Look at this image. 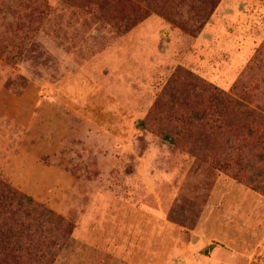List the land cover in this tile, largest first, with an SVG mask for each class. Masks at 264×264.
Listing matches in <instances>:
<instances>
[{"label": "rangeland", "instance_id": "rangeland-1", "mask_svg": "<svg viewBox=\"0 0 264 264\" xmlns=\"http://www.w3.org/2000/svg\"><path fill=\"white\" fill-rule=\"evenodd\" d=\"M0 193V264H264V0H0Z\"/></svg>", "mask_w": 264, "mask_h": 264}, {"label": "trees", "instance_id": "trees-1", "mask_svg": "<svg viewBox=\"0 0 264 264\" xmlns=\"http://www.w3.org/2000/svg\"><path fill=\"white\" fill-rule=\"evenodd\" d=\"M136 7L135 4H132V3H129V8L131 10H134V8ZM147 16V12L142 10L141 13L139 14H136L134 15L131 19H129V23L128 22H125L124 24V30H126L127 28H129L130 26H133L135 25L137 22H139L140 20L144 19L145 17ZM194 80H196V78L192 77ZM199 83H201V81H199ZM203 85V84H202ZM213 90L215 92V101L219 104H223V105H226V106H230V107H233V108H240L241 110L245 108L244 106V101L245 99H247V96L243 95L242 98L240 100H237V99H234L232 98L231 96L227 95V94H224L222 91L220 90H217V88L213 87ZM247 101V100H246ZM250 110H248L247 108L245 110H242V113L243 115H248L249 116H253V113L250 112ZM187 118V117H186ZM186 118H184V120H187ZM162 137L166 140H169V141H172V136L169 134V133H164L162 135ZM1 194V193H0ZM2 194H4V196L6 198H9L10 200L13 199V200H21L20 196H18L13 190L11 189H8V190H5L4 192H2ZM1 194V195H2ZM0 195V196H1ZM3 196V195H2ZM28 200V199H27ZM60 220V218H58Z\"/></svg>", "mask_w": 264, "mask_h": 264}]
</instances>
